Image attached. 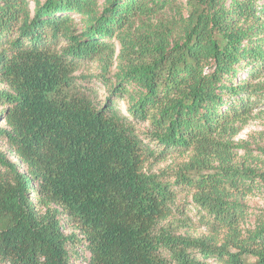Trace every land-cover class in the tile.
<instances>
[{
  "label": "trees",
  "instance_id": "1",
  "mask_svg": "<svg viewBox=\"0 0 264 264\" xmlns=\"http://www.w3.org/2000/svg\"><path fill=\"white\" fill-rule=\"evenodd\" d=\"M262 114L264 0H0V264H264Z\"/></svg>",
  "mask_w": 264,
  "mask_h": 264
},
{
  "label": "rangeland",
  "instance_id": "2",
  "mask_svg": "<svg viewBox=\"0 0 264 264\" xmlns=\"http://www.w3.org/2000/svg\"><path fill=\"white\" fill-rule=\"evenodd\" d=\"M34 1L32 0V6L34 7ZM43 2L45 0H42ZM77 17L78 22L80 21V17L78 15H75ZM100 71L99 64L97 62L91 63L86 65L81 71L77 73V75H90L94 76L97 75ZM101 94L103 96L104 91H101ZM121 107L123 111L126 110V105L124 103L121 104ZM142 128L145 126L142 125ZM234 141L236 143H248L252 146H264V114L257 117V119L250 122L249 125L246 126V128L242 131V133L237 136ZM178 162V160H177ZM174 166V163L171 162V160L161 163L158 166H156V169H171V167ZM184 199V198H183ZM191 198H186V200L190 201ZM184 201V200H183ZM248 205L250 207V214L248 215L247 221L244 223L245 229L248 230H254L257 227L258 219H260L258 216L262 215L264 211V194L262 195H256L248 198ZM190 207V206H189ZM190 207L189 209H191ZM191 218L193 219V224H195V227L191 228V232L194 234H199L204 232V227L200 226V223L198 222V218L196 216V213L194 210L190 213ZM72 231L70 228L66 226V233L70 234ZM85 255V254H84ZM80 260V259H79ZM75 264H82L81 260L77 261Z\"/></svg>",
  "mask_w": 264,
  "mask_h": 264
}]
</instances>
